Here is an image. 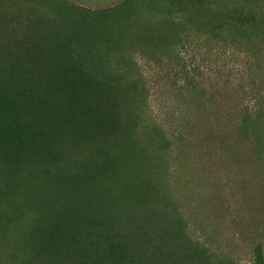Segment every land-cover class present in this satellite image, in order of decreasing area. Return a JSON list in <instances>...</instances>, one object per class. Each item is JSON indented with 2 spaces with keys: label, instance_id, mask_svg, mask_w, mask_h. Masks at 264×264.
<instances>
[{
  "label": "rangeland",
  "instance_id": "obj_1",
  "mask_svg": "<svg viewBox=\"0 0 264 264\" xmlns=\"http://www.w3.org/2000/svg\"><path fill=\"white\" fill-rule=\"evenodd\" d=\"M130 1L0 0L3 74L55 72L63 51L138 118L117 176L89 178L97 148L69 137L58 162L0 165V264H92L118 242L140 264H264V0ZM79 24L107 38L88 52Z\"/></svg>",
  "mask_w": 264,
  "mask_h": 264
},
{
  "label": "trees",
  "instance_id": "obj_2",
  "mask_svg": "<svg viewBox=\"0 0 264 264\" xmlns=\"http://www.w3.org/2000/svg\"><path fill=\"white\" fill-rule=\"evenodd\" d=\"M167 1L177 5L181 10L192 0ZM195 1L203 5V0ZM133 2L130 1V9ZM130 9L128 6L122 11V7L119 6L96 12L98 16L109 17L116 14L127 19L131 16ZM82 27L88 28V24H79L74 33L77 35V42L82 38L85 40L88 52L97 41L107 38L106 35L97 33L100 31L95 28L83 31ZM58 63L60 65L55 72L29 73L16 70L3 74L0 66V165L11 171L35 157L43 160L49 158L51 161L55 159L58 162V157L55 158L50 152L51 147L61 143L63 138L69 137L75 141L95 144L97 148L96 153L90 157L94 163H99L98 173L92 172L89 178L96 177L99 180L101 175L118 174L120 168L117 169L116 165L124 167L135 159L131 135H134L133 128L138 118L135 116L131 121L124 119L127 116L122 107L126 104L132 106L135 101L134 95L126 91L121 100L125 102L124 104L121 101L114 105L110 104L108 99L105 100L102 96L106 88L98 80V70L94 74L88 65H85L84 59L72 60L69 63L68 56L64 55L63 51L60 52ZM128 98L130 100H127ZM122 139L126 142V155L111 157L107 146L120 143ZM140 153L136 161L139 158L146 159V146L142 147ZM114 165L115 171L112 170ZM87 227H99V224L89 221ZM143 229L144 234L149 233L146 228ZM127 236L130 235L122 237ZM139 246L142 247L143 243ZM130 249L136 251L137 247L118 242L107 248L103 260L101 258L92 264H140L138 258L133 259L135 253ZM156 252L152 251L151 254L154 255ZM142 254L137 253L138 256ZM127 259L129 263L125 262Z\"/></svg>",
  "mask_w": 264,
  "mask_h": 264
}]
</instances>
